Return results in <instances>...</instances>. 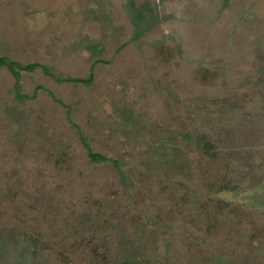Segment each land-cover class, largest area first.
<instances>
[{
  "label": "rangeland",
  "instance_id": "obj_1",
  "mask_svg": "<svg viewBox=\"0 0 264 264\" xmlns=\"http://www.w3.org/2000/svg\"><path fill=\"white\" fill-rule=\"evenodd\" d=\"M145 3L160 21L129 42L126 8ZM84 37L105 45L89 87L23 74V94L42 89L17 103L0 70V264H264V0H0V56L83 78ZM207 202L229 205L210 229Z\"/></svg>",
  "mask_w": 264,
  "mask_h": 264
},
{
  "label": "trees",
  "instance_id": "obj_2",
  "mask_svg": "<svg viewBox=\"0 0 264 264\" xmlns=\"http://www.w3.org/2000/svg\"><path fill=\"white\" fill-rule=\"evenodd\" d=\"M229 2L230 0H222V9H225L229 5ZM152 9L153 8L149 3H145L144 5H142L141 9H134L133 4H130L126 8L127 18L133 28V34L129 42H134L136 40H139L144 35L150 33L157 26V24L160 21L159 15L157 14L152 16L150 14L152 12ZM91 13L94 15L97 12L96 13L91 12ZM93 19L94 21L105 20L107 19V17L104 14L99 13V15L97 14L94 15ZM82 43L81 45L89 52L90 59L92 61L88 75L83 78H74L71 76L60 75L56 72L53 66L44 65L37 62L22 64L6 56H0V70H6L14 80L11 93L14 95L15 102L23 103L27 100L35 99L36 92L42 89L41 87H36L31 95L23 94L20 83L23 74L40 72L45 77L52 79L56 84H71V85H81L84 87H89L94 79L95 67L98 64L104 62L102 56L105 52V45L101 42L90 40L87 37H84L82 39ZM73 49L76 50L77 48H73ZM47 94H49V96L52 97V100H54L56 103L61 104L63 107L67 109V111H69V106L63 104L62 101L55 99L50 92L47 91ZM130 119H131V114L130 113L125 114V121L129 122ZM71 126L77 130L78 140L81 146L86 151L89 162H91L92 164L111 163L114 169L116 170L121 181L124 182L126 178L124 172L120 169L119 160H115L100 153L93 152L87 141V138L84 136L82 131H80V129L73 123H71ZM183 140L188 145H194L197 151H200L210 157L213 155L210 154L211 151L213 150V146L208 141L207 138L202 137L201 139L193 140V138L189 134H184ZM164 148L165 147L162 146L159 147V149L162 151L163 154H167L166 149ZM173 153L177 154V151L174 150ZM169 163L171 167L180 169V167L177 166L173 161H169ZM234 189H235L234 186L223 183L220 186H218V188H216L215 191L217 193L230 192V191H234ZM228 206H229L228 203L222 202L220 205L216 206L219 209L218 212L216 211L211 212L209 202H207V204L199 205V210L201 211L200 213L204 217V221L207 228L210 229L212 228V225H216V223L220 222L219 218L222 215L221 212L224 208ZM218 216L220 217L218 218ZM14 239L15 236L13 235L12 232L0 231V263L7 256L9 250L8 248L10 247L11 242H13ZM111 264H115V262H112ZM121 264H139V263L129 258L121 261ZM210 264H251V263L247 262L246 260H243L242 258L234 260L228 257V255L220 253L217 256H214L212 257V259H210Z\"/></svg>",
  "mask_w": 264,
  "mask_h": 264
}]
</instances>
